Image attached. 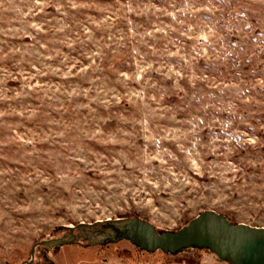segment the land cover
Segmentation results:
<instances>
[{
  "label": "rangeland",
  "instance_id": "obj_1",
  "mask_svg": "<svg viewBox=\"0 0 264 264\" xmlns=\"http://www.w3.org/2000/svg\"><path fill=\"white\" fill-rule=\"evenodd\" d=\"M205 210L264 227V0H0V264ZM74 233L31 264H229Z\"/></svg>",
  "mask_w": 264,
  "mask_h": 264
},
{
  "label": "water",
  "instance_id": "obj_2",
  "mask_svg": "<svg viewBox=\"0 0 264 264\" xmlns=\"http://www.w3.org/2000/svg\"><path fill=\"white\" fill-rule=\"evenodd\" d=\"M106 225L100 227V225ZM66 237H52L34 243L30 248V258L19 264H31L37 245L58 248L77 241L75 229L93 228L102 230L104 237L99 243L127 239L134 246L146 252L160 250L174 254L189 247L207 248L219 259L229 264H264V227L229 222L227 218L213 210H205L177 230L158 231L149 221L139 217H121L80 222L68 227ZM117 231V233H108Z\"/></svg>",
  "mask_w": 264,
  "mask_h": 264
},
{
  "label": "trees",
  "instance_id": "obj_3",
  "mask_svg": "<svg viewBox=\"0 0 264 264\" xmlns=\"http://www.w3.org/2000/svg\"><path fill=\"white\" fill-rule=\"evenodd\" d=\"M101 227H105L106 225H104V224H102V225H100ZM158 231H165V230H158ZM138 248V247H137ZM138 249H140V248H138ZM190 249H194V250H198V249H205V250H209V249H207V248H197V247H189V248H186V249H182V250H180V251H178V252H176V253H174V254H171V253H164V254H168V255H176V254H178V253H180V252H183V251H185V250H190ZM210 251V250H209Z\"/></svg>",
  "mask_w": 264,
  "mask_h": 264
}]
</instances>
